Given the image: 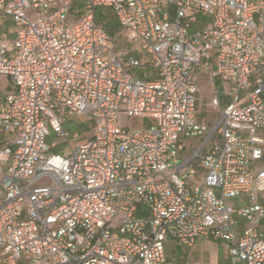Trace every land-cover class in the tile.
I'll return each mask as SVG.
<instances>
[{"label": "built area", "instance_id": "built-area-1", "mask_svg": "<svg viewBox=\"0 0 264 264\" xmlns=\"http://www.w3.org/2000/svg\"><path fill=\"white\" fill-rule=\"evenodd\" d=\"M0 16L15 22L0 36V264H171L168 239L201 238L264 264V0H85L77 18L72 0H0ZM75 115L93 132L74 146Z\"/></svg>", "mask_w": 264, "mask_h": 264}, {"label": "rangeland", "instance_id": "rangeland-1", "mask_svg": "<svg viewBox=\"0 0 264 264\" xmlns=\"http://www.w3.org/2000/svg\"><path fill=\"white\" fill-rule=\"evenodd\" d=\"M72 1L73 14L74 17L77 18L83 12L85 0ZM0 24L4 26V30L0 32L1 35L11 41L14 38L13 31L15 22L11 19H8V17L6 16H1ZM114 44V47L123 51H127L126 58H128L130 55L139 56L136 53L131 52L127 37L124 34L117 36ZM10 84V78L5 77L2 81L1 91H8ZM219 89L221 93L224 90L223 87H220ZM200 90L201 100L198 104L197 111L199 112L201 117H204L205 115L206 119L210 122V126H213L216 120L219 118V110L211 104V97L215 92V87L212 82H208L207 76L202 77ZM86 118L87 117L81 115H75L68 118L69 122L71 121V124H69V128H67V130L70 133V139L74 146L87 141L88 137L93 132L92 129H80L77 125V123L87 120ZM130 123L139 125L140 120L131 119ZM144 124H147V122L144 121ZM76 132L80 134V137L78 139H75L73 137V134ZM55 140L56 135L53 131H51V134L47 137V142L51 144ZM190 141L191 143H195L194 146H198L201 144L200 139H193ZM2 201L3 191L0 184V204L2 203ZM165 249L168 259L171 260V264H229L230 261L227 250L224 248L223 243L221 241L210 238H201L197 240L192 246H184L174 239H168L165 243Z\"/></svg>", "mask_w": 264, "mask_h": 264}, {"label": "trees", "instance_id": "trees-1", "mask_svg": "<svg viewBox=\"0 0 264 264\" xmlns=\"http://www.w3.org/2000/svg\"><path fill=\"white\" fill-rule=\"evenodd\" d=\"M95 17H96L97 22L100 23L104 27V29L112 36L113 44L115 43V39L117 36H119L121 34L125 35V32L123 31L122 27L120 26L117 18L115 17V15L113 14V12L110 9L98 7L95 10ZM8 19H11V18L8 17ZM2 30H4V26L2 24H0V32ZM14 31H15V27H14ZM14 31H13V33H14ZM0 36H3V35H1V33H0ZM116 49H118V48H116ZM86 119L87 120H85L83 122L77 123V125L79 126L80 129H83V130L91 129V126L89 125V119L88 118H86ZM70 122L68 119V121L65 123L66 129L69 128V124H71ZM54 151H60V149L56 148V149H54ZM229 264H232V263L229 261Z\"/></svg>", "mask_w": 264, "mask_h": 264}, {"label": "crops", "instance_id": "crops-1", "mask_svg": "<svg viewBox=\"0 0 264 264\" xmlns=\"http://www.w3.org/2000/svg\"><path fill=\"white\" fill-rule=\"evenodd\" d=\"M204 76H207L208 82H210V78H209L208 74L206 72H201L200 73V84H201L202 77H204ZM199 98L201 100V96ZM200 100H199V102H200ZM199 102H198V104H199ZM197 118H198L199 121H203V122H205V123L210 125V122L206 119V116L204 115V117L203 116L201 117L198 111H197ZM2 191H3V189H2ZM3 194H4V192H3Z\"/></svg>", "mask_w": 264, "mask_h": 264}]
</instances>
